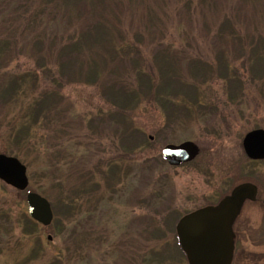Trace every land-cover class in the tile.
Wrapping results in <instances>:
<instances>
[{"label": "rangeland", "instance_id": "obj_1", "mask_svg": "<svg viewBox=\"0 0 264 264\" xmlns=\"http://www.w3.org/2000/svg\"><path fill=\"white\" fill-rule=\"evenodd\" d=\"M7 1L0 0V34H7L4 28L14 22V33L18 34L0 44V153L16 157L26 167L28 187L19 191L0 182V264H146V255L152 249L160 253L163 243L172 252L165 254L163 264H187L177 254L180 247H175V227L174 232L167 231L165 239L158 237L162 242H154L151 233L155 221L160 225L163 214L183 215L207 205L232 180L264 187V161L249 160L242 147L247 133L264 130V0H189L191 5L185 4L186 0H120L133 6L132 16L139 26L151 25L147 32L154 41L146 33L141 34L143 42L133 43L147 57L161 49L157 48L161 42L163 50L169 47L171 57L180 59L174 66L183 74L182 58L186 61L191 55L201 54L204 60L213 61L218 51L228 57L233 69L229 84L207 81L209 75L189 79L198 87L199 100L212 104L211 113L192 110L190 115L179 116L164 113L156 103L144 100L131 112L130 120L131 127L143 132L149 144L123 160L120 155L125 154L120 151L114 123L104 119L99 123L97 118L105 117L112 108L102 98L105 89L115 86L109 87L106 80L110 72H115L117 79L120 76L123 82L119 79L115 84L122 83V87L135 80L128 68L132 59L142 60L135 46L128 45L126 54L108 62L107 69L104 56L92 59L102 63L101 72L107 71L98 86L62 79L56 91L57 106L50 103L48 114H40L34 121L36 99L41 92L57 86L48 72L54 71L59 61L52 40H64L68 30L81 29L84 20L68 26L61 11L38 14L40 0H12L25 8L9 7ZM191 7L197 11L207 8L205 19L194 18ZM120 10L123 25L114 33H142L134 31L135 20L125 19ZM150 14L161 20L157 19L153 28L147 19ZM66 15L74 16V11ZM112 17L106 19L111 28L116 27ZM225 22L232 33L228 31L226 40L214 44L207 37L215 29L226 28L221 26ZM42 28H48L47 38L33 32ZM75 58L85 60L84 56ZM154 70L146 73L157 76ZM129 88L135 90L136 86ZM186 141L198 146L195 159L170 166L161 158L165 146ZM109 162L117 164L118 173L116 182L108 187L102 171ZM89 175L91 179L84 178ZM82 182L93 191L80 192L85 189L80 186ZM27 191L50 203L53 219L49 226L38 224L25 232ZM66 196L76 205L70 212L65 207ZM258 215L256 209L252 215L255 221Z\"/></svg>", "mask_w": 264, "mask_h": 264}, {"label": "trees", "instance_id": "obj_2", "mask_svg": "<svg viewBox=\"0 0 264 264\" xmlns=\"http://www.w3.org/2000/svg\"><path fill=\"white\" fill-rule=\"evenodd\" d=\"M119 1L120 0L39 1L38 6L41 10L38 14L43 15L46 11H61L62 16H64L68 26L80 23L82 19L84 20V25L81 27V29H67L69 32H67V36L64 40L62 37L60 38V40L57 38H54L52 40L53 46L51 45V47L56 46L55 48L57 50L54 48L56 52L55 57L59 61L56 60L55 67H53L55 70L52 71V69H50L48 70V72L50 74V77L52 78V83L57 84V86L53 87V90L51 89V91L46 90L41 92V97L39 96L40 98L38 97L36 99L34 106L37 110L34 121L38 119L37 116H39L40 114V116H46L48 114V111L51 108L50 103L54 107L57 106L58 103L56 101H58V94L56 91L60 89L59 87L61 84L59 83L62 81V79H68V82L72 83H82L90 86H98L102 81L106 79L105 75L107 71H103L104 73L101 72L102 63L98 62L100 63L99 67V64L92 59L95 56H104V61L107 62L106 66L104 67H106L107 69L108 62H112L115 59L122 58V53L123 56L126 54V48L128 50V47L135 46L137 55L142 57L141 62L137 59H132L128 64V68L131 70V72H133L135 80H130L131 82L122 87V83L117 85L115 84V81L119 80L120 76L118 75L119 79H117L116 73L110 72L112 76L110 75V77L106 80L110 84L109 87H112L113 84L115 86L113 88H108L107 90L105 89L103 91L102 98L112 108L109 109V112L105 117L101 116L100 118H97V121L99 123H102L103 121H108L110 122V124L111 122L114 123L115 126L112 128L114 133L119 138L120 151L122 152V154H125L122 155V157L120 155V159L123 160L126 155L130 154V156H132V154L140 152L142 148L146 147L149 144V141L143 132H141L139 129L131 127L132 121L130 120L131 112L134 111L136 107L140 105L144 100L149 101L151 104L156 103L164 113H176L179 114V116L181 114H185L186 116L190 115L192 110L207 111L211 113L213 109L212 104L207 105L205 102L199 100L197 94V92L199 91L198 87L196 84H194V82H189V79L194 81L195 78H204L209 75L210 79L207 81L222 80L224 83L227 82L229 84L231 81H233L231 80L233 79V69L229 65L230 60H228V57L226 58V56L221 51H218L213 56L215 57L213 61L204 60L201 56H199L201 54H194L196 56L191 55L187 57L188 60L186 61H184V59L182 58V63L184 64L183 69L185 70V74H183L179 69H177V67L174 66V63L176 64V62L179 65L180 59L171 57V55L167 52L169 47L168 49L164 48L165 50H163L161 42H159V46L157 47L161 49L155 50L156 53H154L153 51V55L151 57H147V55L144 54V50L140 46L139 48L137 45H133V43L140 42L142 37L141 34L144 35L146 33L151 38V40L154 41V36H152L151 33L147 32V28H150L151 25L145 27L139 26L135 18L132 16L133 11L135 10L133 6L131 8L130 3L122 4V1ZM7 2V6L9 7L25 8V5H23V3L19 4L17 2V4L12 0H8ZM201 2H203V0H201L200 2L198 1V3ZM186 3H189V5L192 4L191 2H189V0H186L185 4ZM120 7L122 8V13L125 19L126 17H129L130 19L135 20L137 24V30L134 31H142V33L136 32L139 34H134L135 32L131 30L121 32L122 34H124L123 36L114 33V31H119L118 26L123 25L122 20L119 18L121 15ZM207 10V8L203 7L198 11L195 10V7H191L190 9V11L193 13L194 18L200 16L202 20L205 19V13ZM71 11H74V16L66 15V13H69ZM36 14L37 12L34 10V15ZM151 14L149 18L147 16V19L149 22H151L153 28L155 25H157V21L160 19L155 16L151 17ZM113 15L114 17H112ZM107 17H112L114 24L116 22V27L111 28L110 26L106 25V19H108ZM8 24H10V22ZM16 25L17 23L14 22L11 26H7L4 28V31L7 34H0V44L8 43L7 38L9 37L14 39V36L18 34V31L16 32V34L14 33ZM221 26H224L226 28L220 27L218 28V30L215 29L213 35L207 37L214 41V44L223 41L228 35V31L232 33V29L228 27V22H225ZM47 29L42 28L39 31H36L34 29L33 32H35V36L42 35L47 38L48 34L45 32V30ZM233 37H235V35ZM115 39H121L122 42L115 43ZM239 39L240 38H238V40ZM149 40L150 39H148V41ZM163 40H165V36ZM145 41L146 40H144V42ZM141 42H143V40ZM78 56H84L85 60H77V58L75 57ZM151 61L154 62L152 63V66L156 69L154 71L158 72L157 76L146 73L150 69L153 70V67H151ZM143 62H147V64L145 65L146 71L144 70L145 66H141L144 65ZM182 74L186 77L184 78ZM238 83L241 85L244 84V82H240V80ZM133 84L136 86V88H134L135 90H129V87L133 86ZM126 88L127 90H125ZM133 160L139 159L137 158ZM117 168V164L113 165L109 162L107 164L106 171H102L103 180L108 187L116 182L115 177L118 173ZM84 178L91 179L90 175L85 176ZM80 186L84 187L85 189H83L82 191L76 190V192L80 191L87 194L88 191H93L92 186L89 190V187L84 185V182H82ZM65 199V207L67 211L70 212L75 208L76 205L72 204L73 199L68 198V196H66ZM183 215H174L173 213L167 216L165 214L161 215L159 223L162 222V224L158 225V222L156 221L153 224V230L151 234L154 242H162L163 240H158V237L160 239H165L167 236V231L169 232L170 230V232H174L173 229L177 221ZM24 221L25 232H30L31 230H33V227L38 226V223L34 222L30 217L26 216ZM160 247L162 249L160 253L159 251L156 252L154 249H152V252L150 251L149 254L146 255V257H148L146 260H144L146 264H163L166 261L165 254L170 252L169 249L166 250L168 246L163 243ZM175 247H179L178 242L175 243ZM170 253L172 255V252ZM177 254L180 257L182 256L184 258V255L180 250L179 253L177 252Z\"/></svg>", "mask_w": 264, "mask_h": 264}, {"label": "water", "instance_id": "obj_3", "mask_svg": "<svg viewBox=\"0 0 264 264\" xmlns=\"http://www.w3.org/2000/svg\"><path fill=\"white\" fill-rule=\"evenodd\" d=\"M152 139V137H149ZM245 155L253 160L264 159V130L247 133L242 141ZM198 146L190 141L167 145L161 158L170 166H179L196 158ZM0 180L19 191L28 187L26 167L13 156L0 154ZM252 189L250 184L237 187L217 205H209L183 215L175 226L180 249L188 264H230L232 257V223ZM27 212L35 222L47 227L53 219L50 203L41 195L28 192ZM51 240V236H47Z\"/></svg>", "mask_w": 264, "mask_h": 264}, {"label": "flooded vegetation", "instance_id": "obj_4", "mask_svg": "<svg viewBox=\"0 0 264 264\" xmlns=\"http://www.w3.org/2000/svg\"><path fill=\"white\" fill-rule=\"evenodd\" d=\"M248 159L253 160L250 158ZM253 161L262 162L264 161V159H258ZM0 182L2 181L0 180ZM226 184L228 185V183ZM243 184H250L252 186V189L248 191L247 196L243 200L242 207L240 208L239 213L237 214L236 218L232 223V257L230 264H264L263 185H257L249 181L235 183L232 180V183L229 184L230 186L227 187L225 191L222 192L220 190L218 192L219 194L217 198L214 201L209 202L205 206L217 205L225 197L230 196L237 187ZM255 208L258 209L260 212L257 221H255L252 216L253 212H256ZM180 251L182 252L181 249ZM183 255L185 262L188 264L184 253Z\"/></svg>", "mask_w": 264, "mask_h": 264}]
</instances>
